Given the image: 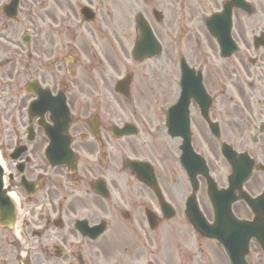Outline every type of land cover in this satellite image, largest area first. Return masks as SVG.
Masks as SVG:
<instances>
[{"label": "flooded vegetation", "instance_id": "obj_1", "mask_svg": "<svg viewBox=\"0 0 264 264\" xmlns=\"http://www.w3.org/2000/svg\"><path fill=\"white\" fill-rule=\"evenodd\" d=\"M13 1L0 0V153L17 217L14 228H0V264H178L173 256L182 253L163 251V241L167 234L178 239L179 229L129 166L144 161L140 154L164 166L163 152L144 145L153 142L136 104L151 108L149 100L167 99L168 77L176 78L173 63L134 58L136 15L144 16L163 45L179 2V16L188 25L180 49L209 96L190 104V143L217 187L225 189L231 169L223 144L264 165V0ZM225 7L238 47L229 58L221 56L207 28ZM123 96L137 100L130 108L142 132L137 138L117 134ZM164 140L174 142L165 133L161 146ZM183 142L179 138V147ZM66 146L77 159L75 172L51 167L46 156L52 147L51 161L63 162ZM154 176L168 193V174L155 170ZM245 190L263 195L264 171H255ZM181 194L180 187L169 194L174 217ZM212 262L205 251L191 259Z\"/></svg>", "mask_w": 264, "mask_h": 264}, {"label": "rangeland", "instance_id": "obj_2", "mask_svg": "<svg viewBox=\"0 0 264 264\" xmlns=\"http://www.w3.org/2000/svg\"><path fill=\"white\" fill-rule=\"evenodd\" d=\"M170 174L173 175V177H175V171L174 169H171L170 167L168 168ZM168 193L170 195L175 196L177 193L176 191L172 188V186L168 187ZM186 191V186L184 187V192ZM201 199V196H200ZM206 210V209H205ZM209 211V208L207 209ZM237 214L239 216H241L242 218H249L250 217V213L245 210V209H241L240 211H237ZM179 225H183L184 227H182V233L179 239H182L184 243H179V245L181 246V248H183V250H187V247H191V245L196 243V239H194L196 236L194 235L193 231L189 228L188 229V225L186 224L185 219L181 216H179ZM204 247L208 248L210 253L213 255L215 261L217 264H227L226 259L224 258L221 250L219 248H217L216 246L210 247L207 244L204 245ZM190 255H186L185 259H189ZM250 262L253 264H258L261 261V256L256 253V249H254V252L252 253L251 257H250Z\"/></svg>", "mask_w": 264, "mask_h": 264}, {"label": "water", "instance_id": "obj_3", "mask_svg": "<svg viewBox=\"0 0 264 264\" xmlns=\"http://www.w3.org/2000/svg\"><path fill=\"white\" fill-rule=\"evenodd\" d=\"M243 235L240 233L237 239L225 240V246L231 257L232 264H244V252L246 251V241L242 240ZM240 250H243L242 252Z\"/></svg>", "mask_w": 264, "mask_h": 264}]
</instances>
